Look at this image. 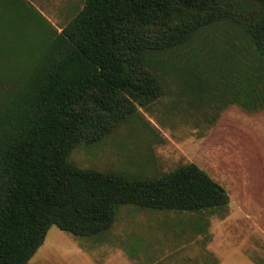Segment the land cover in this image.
Segmentation results:
<instances>
[{
    "label": "trees",
    "instance_id": "1",
    "mask_svg": "<svg viewBox=\"0 0 264 264\" xmlns=\"http://www.w3.org/2000/svg\"><path fill=\"white\" fill-rule=\"evenodd\" d=\"M236 15L264 62V0H83L59 32L27 0H0V67L32 32L45 39L15 77H0V264H27L53 225L96 235L121 205L191 212L226 205L223 187L193 163L142 178L80 168L68 157L78 144L101 140L135 103L162 95L155 53ZM197 61L208 67L201 54ZM214 62L224 66L217 82L225 93L245 82L236 65ZM240 89L243 99L229 100L263 107L264 87L250 80Z\"/></svg>",
    "mask_w": 264,
    "mask_h": 264
},
{
    "label": "rangeland",
    "instance_id": "2",
    "mask_svg": "<svg viewBox=\"0 0 264 264\" xmlns=\"http://www.w3.org/2000/svg\"><path fill=\"white\" fill-rule=\"evenodd\" d=\"M27 1L57 32L83 5ZM240 19L223 18L184 44L155 53L151 66L160 75L162 95L135 103L133 113L101 140L78 144L68 157L80 168L142 178L193 163L223 187L226 205L194 212L121 205L111 225L92 236L53 225L27 264H264V99L258 101L262 108L253 109L229 100L243 99L240 87L250 80L262 90L264 62ZM44 41L32 32L20 52L5 53L0 77H15ZM200 54L207 68L199 65ZM216 58L239 67L245 82L225 93L217 82L224 66Z\"/></svg>",
    "mask_w": 264,
    "mask_h": 264
}]
</instances>
